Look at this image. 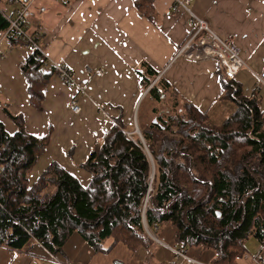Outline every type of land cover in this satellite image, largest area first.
<instances>
[{
    "label": "trees",
    "instance_id": "16d2710c",
    "mask_svg": "<svg viewBox=\"0 0 264 264\" xmlns=\"http://www.w3.org/2000/svg\"><path fill=\"white\" fill-rule=\"evenodd\" d=\"M4 1L0 40L9 25ZM153 1L134 5L157 25ZM44 39L41 25L36 47L11 35L2 39L28 51L18 67L35 109L58 72ZM136 72L141 92L148 88L141 104L151 114L140 127L143 141L120 113L79 164L90 174L86 186L56 160L31 180L51 130L29 133L23 116L2 103L16 130L9 133L0 121V246L17 251L36 243L60 259L76 232L95 253L117 246L130 256L139 247L151 251L154 233L192 257L208 251L213 264H238L247 239L264 241V106L257 92L245 94L241 82L220 71L215 104L225 115L216 125L162 77L151 85L158 72L147 62Z\"/></svg>",
    "mask_w": 264,
    "mask_h": 264
},
{
    "label": "crops",
    "instance_id": "0c3cea01",
    "mask_svg": "<svg viewBox=\"0 0 264 264\" xmlns=\"http://www.w3.org/2000/svg\"><path fill=\"white\" fill-rule=\"evenodd\" d=\"M41 4L46 11L39 15L35 12L34 17L45 33L44 54L53 65L67 62L84 93L69 89L54 74L44 90L41 107L33 108L18 67L28 51L0 40V121L9 133H14L15 124L3 111L2 103L6 102L13 114L23 116L29 133L43 136L51 130L47 150L30 174L32 180L56 160L86 186L90 174L79 164L114 119L122 113L127 126L132 125L135 114L140 125L150 121L149 108L141 104L143 92L136 72L142 61L158 72L157 79H165L209 118L224 112L215 104L222 90L217 60L174 58L191 30L187 14L172 10V0L153 1L160 18L157 25L137 10L134 0H41ZM192 10L239 48L249 68H243L236 79L245 94L256 91L264 106V88L254 85L250 71L264 69V0H194ZM98 70L103 73L98 75ZM72 98L81 106L78 114L69 108ZM121 250L116 246L110 253H95L74 232L58 259L65 264H115L113 259L123 260L124 264H172L171 251L160 243L155 242L151 251L139 247L130 256ZM118 251L122 257H117ZM0 264L54 263L43 246L33 243L17 251L0 246Z\"/></svg>",
    "mask_w": 264,
    "mask_h": 264
},
{
    "label": "built area",
    "instance_id": "2783aa9c",
    "mask_svg": "<svg viewBox=\"0 0 264 264\" xmlns=\"http://www.w3.org/2000/svg\"><path fill=\"white\" fill-rule=\"evenodd\" d=\"M193 1L172 0V10L187 14L188 25L191 30L190 36L176 51L174 58L183 57L187 60L195 61L203 58H214L219 63L221 71L227 78H237L243 68H249L243 60L239 48L233 42L218 35L203 17L197 15L192 10L191 6ZM1 8H3L5 14L7 13L9 22L1 40L11 35L14 38L20 39L28 47H36V36L40 32L41 24L39 19L34 17V13L36 12L39 15L46 11V6L41 4V0H5ZM55 66L58 69V77L69 89L82 94L84 93L83 86L76 81L73 70L67 62H62ZM250 71L255 80V85L264 88V69L259 72ZM102 73V70L97 71L98 75ZM69 108L74 114L81 112V106L75 98L70 99ZM151 237L157 243L165 245L171 251L173 255L172 264H213L209 261L192 257L177 249L175 246L159 241L152 235ZM46 253L54 264H65L47 250ZM236 259L239 261L248 260L253 264H264V241L256 244L253 254L245 252L237 256Z\"/></svg>",
    "mask_w": 264,
    "mask_h": 264
},
{
    "label": "rangeland",
    "instance_id": "374dc122",
    "mask_svg": "<svg viewBox=\"0 0 264 264\" xmlns=\"http://www.w3.org/2000/svg\"><path fill=\"white\" fill-rule=\"evenodd\" d=\"M43 1V0H42ZM45 2L47 3L48 2V0H45ZM41 28L43 29V27H42V23H41ZM205 59H210V58H203V59H201V60H205ZM197 61V60H196ZM155 81H157V78H155L152 82H151V85L155 82ZM255 85V84H254ZM147 91H148V88L147 89H145L144 91H143V94H142V97H141V99L143 100V98H145V96H146V94H147ZM140 99V100H141ZM141 100V101H142ZM102 112V111H101ZM223 115H225V113L224 112H217L216 114H214V115H212V117H211V119L209 120V122L211 123V124H219V122H220V120H221V118L223 117ZM214 116V117H213ZM216 117V118H215ZM133 120H132V125L131 126H133V131L132 132H134L138 137H139V139H140V134L139 133H141V129H140V127H142L143 125H140L139 124V122L138 121H136V119H137V114H135V120H134V117L132 118ZM136 122L135 124L133 123V122ZM134 125H135V127H134ZM136 128H137V130H138V132H137V130H136ZM142 135V134H141ZM143 138V137H142ZM146 151H147V149H146ZM153 171V170H152ZM152 178H153V172H152V174H151V176H150V179L152 180ZM31 180H32V178H31ZM151 233V232H150ZM151 235L152 236H154V238H156V239H158L159 241H162V240H160L157 236H155L154 235V233H151ZM155 241V240H154ZM156 243H157V241H155ZM165 244H168V243H165ZM256 244H257V242H256V240L254 239V238H249V239H247L245 242H244V247H245V251L247 252V253H249V254H253L254 253V250H255V246H256ZM163 245V244H162ZM122 250L123 251H125V252H127L124 248H122ZM121 250V251H122ZM120 251H118V253H119ZM117 253V252H116ZM195 256H197V257H195V258H199L200 260H203V261H207V259H209V256H210V253L208 252V251H204V252H201L200 254H198V255H196V254H194ZM123 255H122V253L120 252V254H118L117 255V257H122ZM60 261H62V260H60ZM238 264H253L252 262H250V261H248V260H240V261H238Z\"/></svg>",
    "mask_w": 264,
    "mask_h": 264
},
{
    "label": "water",
    "instance_id": "95a60500",
    "mask_svg": "<svg viewBox=\"0 0 264 264\" xmlns=\"http://www.w3.org/2000/svg\"><path fill=\"white\" fill-rule=\"evenodd\" d=\"M136 130H137V128H136ZM137 132H138V130H137ZM140 134V139L143 141V138H142V135H141V133H139Z\"/></svg>",
    "mask_w": 264,
    "mask_h": 264
}]
</instances>
